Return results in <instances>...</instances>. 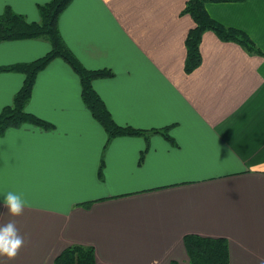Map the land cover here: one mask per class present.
Masks as SVG:
<instances>
[{
  "label": "crops",
  "instance_id": "crops-1",
  "mask_svg": "<svg viewBox=\"0 0 264 264\" xmlns=\"http://www.w3.org/2000/svg\"><path fill=\"white\" fill-rule=\"evenodd\" d=\"M48 0H0L29 21ZM186 0H71L58 18L84 66L107 67L92 81L114 120L160 133L107 134L80 96L77 74L61 58L35 78L25 109L53 123L0 135V190L30 201L14 221L24 244L0 264H54L70 244L92 245L94 264H188L182 237H224L228 264L264 258V0L206 2L209 15L244 31L251 52L212 30L202 33L200 64L184 70ZM46 38L0 41V66L33 60ZM21 72L0 70V110L21 87ZM103 159L101 177L98 168ZM89 201L88 206L82 205Z\"/></svg>",
  "mask_w": 264,
  "mask_h": 264
},
{
  "label": "trees",
  "instance_id": "trees-1",
  "mask_svg": "<svg viewBox=\"0 0 264 264\" xmlns=\"http://www.w3.org/2000/svg\"><path fill=\"white\" fill-rule=\"evenodd\" d=\"M71 0H48L37 5L39 20L29 21L26 17L6 5L0 12V41L43 37L50 43V49L43 55L25 62H17L0 66V70L21 72L24 75L21 87L14 94L12 102L0 110V135L9 127H18L29 123L49 129L53 123L29 112L25 104L31 96L32 87L37 73L52 59H63L77 74L80 83V96L91 115L97 120L107 134L108 140L115 136H143L148 139L151 133H160L171 143L169 126L160 128H137L131 125L118 124L112 117L105 102L94 89L92 81L96 78L110 77V68L90 69L76 57L68 47L58 27V18L62 10ZM240 0H186L182 13H187L194 21L185 38L186 55L184 60L185 72H190L201 62L199 44L202 33L212 30L223 40H232L244 46L251 52H260L250 37L242 30L228 27L212 18L205 8L206 2H229ZM101 158L98 176L101 177L103 164ZM89 201L82 205L88 206ZM183 246L188 258V264H228V242L224 237L202 236L188 233L182 237ZM95 250L92 245L70 244L62 249L53 259L54 264H94ZM169 264H178L171 260Z\"/></svg>",
  "mask_w": 264,
  "mask_h": 264
},
{
  "label": "clouds",
  "instance_id": "clouds-1",
  "mask_svg": "<svg viewBox=\"0 0 264 264\" xmlns=\"http://www.w3.org/2000/svg\"><path fill=\"white\" fill-rule=\"evenodd\" d=\"M0 204L6 206L13 216L20 215L25 207L30 206V201L24 193L14 190H0ZM24 244V236L19 233L14 221L0 225V256L9 259L16 256ZM258 264H264V258L258 257Z\"/></svg>",
  "mask_w": 264,
  "mask_h": 264
}]
</instances>
